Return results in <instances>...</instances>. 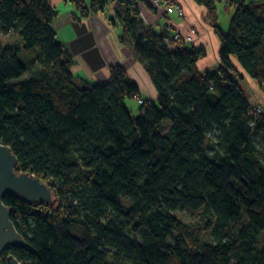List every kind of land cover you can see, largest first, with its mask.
I'll list each match as a JSON object with an SVG mask.
<instances>
[{
    "label": "trees",
    "instance_id": "trees-1",
    "mask_svg": "<svg viewBox=\"0 0 264 264\" xmlns=\"http://www.w3.org/2000/svg\"><path fill=\"white\" fill-rule=\"evenodd\" d=\"M64 1L81 18L116 2L120 42L157 103L141 102L131 116L125 101L140 91L121 66L107 68L104 84L74 78L47 0H0V36L17 38L0 40V144L16 156L15 173L39 178L57 201L50 210L4 196L33 252L7 248L0 263L13 255L20 264H264V113H249L231 59L264 101V0H239L227 33L220 0H195L220 43L219 66L204 72L205 52L165 43L168 34L144 25L135 0ZM32 50L31 75L20 80L19 58ZM176 211L198 222L186 225ZM244 213L243 229L230 226ZM207 231L216 243L200 240Z\"/></svg>",
    "mask_w": 264,
    "mask_h": 264
},
{
    "label": "crops",
    "instance_id": "crops-1",
    "mask_svg": "<svg viewBox=\"0 0 264 264\" xmlns=\"http://www.w3.org/2000/svg\"><path fill=\"white\" fill-rule=\"evenodd\" d=\"M90 1V0H88ZM239 0H220L216 3V13L219 27L227 33L229 23L235 12V4ZM259 3L262 0H250ZM54 10L55 17L51 22V29L57 41L67 50L72 62V74L77 80H84L89 84H104L108 81L107 68L121 66L128 77L136 83L140 94L138 103H157V92L144 68L136 62L130 49L120 42L122 27L115 18L116 2L110 1L101 12L88 18H81L73 4L64 0H47ZM179 13L167 14L161 7H156L149 1H141L137 7L145 26L155 33L168 34L167 39L173 46L176 35L186 41L184 46L193 50H203L205 55L197 62V68L208 70L219 66L220 43L207 18V9L195 0H172ZM240 72V87L251 106L259 107L264 113V101L254 102V97L261 95V91L253 80L245 74L235 58H231ZM204 70V71H205ZM28 78L22 79L26 80ZM242 81V82H241ZM242 84L247 86L246 95ZM251 88L257 92L251 93ZM251 93V96H250ZM141 105V104H140ZM258 105V106H256ZM126 106V105H125Z\"/></svg>",
    "mask_w": 264,
    "mask_h": 264
},
{
    "label": "water",
    "instance_id": "water-1",
    "mask_svg": "<svg viewBox=\"0 0 264 264\" xmlns=\"http://www.w3.org/2000/svg\"><path fill=\"white\" fill-rule=\"evenodd\" d=\"M16 160L11 149L0 144V257L4 255L7 248L11 247H20L33 252V249L17 233L10 220L11 209L2 201L5 195L16 197L31 207L42 204L52 210L57 205L51 189L39 178L29 173H15ZM6 261L7 264H20L13 255L6 256Z\"/></svg>",
    "mask_w": 264,
    "mask_h": 264
},
{
    "label": "rangeland",
    "instance_id": "rangeland-1",
    "mask_svg": "<svg viewBox=\"0 0 264 264\" xmlns=\"http://www.w3.org/2000/svg\"><path fill=\"white\" fill-rule=\"evenodd\" d=\"M16 36L15 35H9V36H0V40L1 43H3V45H8L11 43H14L16 41ZM184 46V45H183ZM189 50H191V47L188 46L187 47ZM33 56H35V51H29L27 53H24L19 60L23 62V64L25 65V67L27 68V72L26 75L24 77H22L20 80L25 79V78H29L31 75V71L28 70L29 67V62L31 60V58H33ZM217 68V67H216ZM201 72H204V68L201 69ZM208 70H213V67L210 66L208 67ZM242 82V81H241ZM242 88L244 89L246 95H248V90H247V86H245L244 84H242ZM257 92V89L251 88V93H255ZM250 93V96H251ZM262 100V96L258 94V96L254 97V102H259ZM125 105L127 107V109L130 111V114L132 117H137L139 114V108H140V104L138 103L137 100H126L125 101ZM257 106V105H256ZM255 106H253L254 108ZM121 204L125 207V208H129L131 206V201H121ZM175 217L182 223L186 224V225H194L198 222V218H197V214H193L187 211L181 212V211H176L174 212ZM230 226L234 227L237 230H241L243 229L246 224H247V214L244 213L243 216L240 219L237 220H233L229 222ZM203 243H209V244H213L217 242V238L211 233V231H207L204 232L201 235V239H200ZM259 243L264 244V233L262 234V236L259 238ZM1 264V263H0Z\"/></svg>",
    "mask_w": 264,
    "mask_h": 264
},
{
    "label": "built area",
    "instance_id": "built-area-1",
    "mask_svg": "<svg viewBox=\"0 0 264 264\" xmlns=\"http://www.w3.org/2000/svg\"><path fill=\"white\" fill-rule=\"evenodd\" d=\"M142 0H135V3L138 5L139 2H141ZM144 1H149V3H151L152 5L156 6V7H161L163 8L167 14H172V13H180V11H178V8L174 5V3L172 2V0H144ZM178 45H181V43H185L186 41H190V39H187L186 41L184 39H182L180 36L176 35L173 39ZM165 43H167V39H164ZM169 42V41H168ZM250 114H256V113H261L259 107H251L250 109Z\"/></svg>",
    "mask_w": 264,
    "mask_h": 264
}]
</instances>
